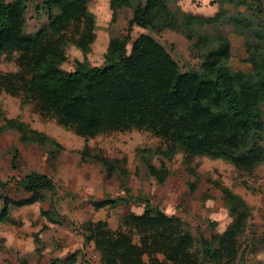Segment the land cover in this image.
I'll return each mask as SVG.
<instances>
[{
	"label": "trees",
	"instance_id": "trees-1",
	"mask_svg": "<svg viewBox=\"0 0 264 264\" xmlns=\"http://www.w3.org/2000/svg\"><path fill=\"white\" fill-rule=\"evenodd\" d=\"M90 1L41 0L51 22L28 34L24 31L28 0H0V58L11 56L17 66L15 71L0 72V93L6 91L35 103L40 112L83 136L143 129L167 140L187 157L222 158L246 171L264 163L261 0H215L220 7L213 18L193 14L180 18L170 6L174 0H110L113 18L120 9L133 8L130 28L135 24L157 32L173 28L189 38L198 37L197 45L203 48L200 68L183 71L162 43L142 34L131 50L128 35L111 37L103 65L81 61L74 70H67L63 67L66 44L72 42L88 53L96 39ZM227 4L234 8L229 9ZM216 21L233 24L244 37L246 69L233 66L228 35L201 31V27ZM2 118L6 122L0 126V133L17 130L24 141L42 142L46 138L20 119L3 117L0 106ZM99 159L112 175L116 170L113 161ZM150 170L159 181L169 173L165 165L160 169L152 165ZM17 184L33 196H4L0 222L8 219L12 205L34 202L41 190L58 193L53 177L38 171L17 179ZM225 198L235 218L223 232L210 237H196L187 220L168 214L148 197L127 195L94 201L97 209L137 203L144 210L125 215L120 229L110 227L107 220L83 223L85 241L95 243L101 254L100 264H257L246 262V247L241 248L249 209L237 194L227 192ZM77 264L95 263L86 260Z\"/></svg>",
	"mask_w": 264,
	"mask_h": 264
},
{
	"label": "rangeland",
	"instance_id": "rangeland-1",
	"mask_svg": "<svg viewBox=\"0 0 264 264\" xmlns=\"http://www.w3.org/2000/svg\"><path fill=\"white\" fill-rule=\"evenodd\" d=\"M88 5L95 16L96 39L88 53L68 42L65 69L74 70L81 61L103 65L111 37L128 35L131 50L142 34H150L162 43L183 71L200 68L203 48L197 45L198 37L189 38L173 28L159 32L136 24L130 28L133 8H122L113 18L110 0H91ZM170 6L180 18L188 14L213 18L220 7L215 0H174ZM226 7L234 8L229 4ZM50 22L41 0H28L24 31L35 34ZM195 26L200 29L198 23ZM201 31L228 35L234 52L233 66L247 68L244 37L233 24L216 21L201 27ZM15 70L11 56L0 58V72ZM0 106L3 117L20 119L46 136L38 142L24 141L17 130L0 133V180L4 182L0 183V210L4 196H33L17 184V179L31 171L50 175L58 186L55 195L41 190L34 202L11 206L8 219L0 222V264H77L86 260L100 264L101 254L95 243L85 241L83 223L107 220L110 227L120 229L125 215L144 210L137 203L100 209L94 206V201L118 196L148 197L168 214L187 220L196 237H210L223 232L235 218L225 198L227 192L242 197L249 209L247 229L240 237L241 248L246 247L244 260L264 264V163L246 171L222 158L187 157L167 140L143 129L83 136L52 115L40 112L35 103L6 91L0 93ZM5 122L2 118L0 126ZM101 157L115 164L112 175L106 172ZM152 165L167 167L169 173L164 181L151 173ZM74 252L78 253L71 257Z\"/></svg>",
	"mask_w": 264,
	"mask_h": 264
},
{
	"label": "clouds",
	"instance_id": "clouds-1",
	"mask_svg": "<svg viewBox=\"0 0 264 264\" xmlns=\"http://www.w3.org/2000/svg\"><path fill=\"white\" fill-rule=\"evenodd\" d=\"M205 3H207V0H205Z\"/></svg>",
	"mask_w": 264,
	"mask_h": 264
}]
</instances>
